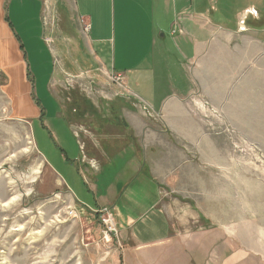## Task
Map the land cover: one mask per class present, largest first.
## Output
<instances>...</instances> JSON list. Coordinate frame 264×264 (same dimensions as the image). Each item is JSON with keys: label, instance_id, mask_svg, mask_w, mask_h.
I'll use <instances>...</instances> for the list:
<instances>
[{"label": "rangeland", "instance_id": "374dc122", "mask_svg": "<svg viewBox=\"0 0 264 264\" xmlns=\"http://www.w3.org/2000/svg\"><path fill=\"white\" fill-rule=\"evenodd\" d=\"M58 13L61 29L75 37L74 13ZM241 21L238 30L246 33ZM66 71L64 86L56 89L59 103L47 98L44 87L45 96L39 93L49 119L19 125L18 141L1 140L0 264H264V51L231 75L228 89L188 98L199 103L193 110L198 120L178 124L177 131L138 101L145 97L143 77L137 79L141 89L133 91L131 84L130 92L104 70L79 75L69 64ZM166 93L164 87L159 91ZM123 96L135 108L123 110ZM115 102L129 120L124 125L133 127L129 135L136 149L143 148L165 190L164 205L173 217L169 240L136 254L118 231L107 234L100 223L104 209L95 211L93 180L80 162L82 131L125 130L111 125L115 118L104 107ZM56 110L64 117L54 119ZM104 114L110 123L101 122ZM14 125L9 124L8 135L15 133ZM120 158L105 165L104 178L94 177L99 186L121 167ZM43 161L69 183L71 193ZM73 198L95 210H85Z\"/></svg>", "mask_w": 264, "mask_h": 264}, {"label": "crops", "instance_id": "0c3cea01", "mask_svg": "<svg viewBox=\"0 0 264 264\" xmlns=\"http://www.w3.org/2000/svg\"><path fill=\"white\" fill-rule=\"evenodd\" d=\"M59 9L76 16L75 37L61 29L65 25ZM241 20L246 21L242 24L246 33L238 30ZM81 22L88 24V33L82 34ZM259 51H264V0H0V143L7 138L18 141L22 124L49 119L39 93L45 96V88L47 98L59 103L56 91L71 72L66 71L69 64L79 75L104 70L121 76L130 92L131 84L133 91L141 89L137 79L143 77L145 97L138 101L177 131L178 124L198 120L193 110L199 103L188 98L202 91H209L206 97H210L212 90L228 89L231 75L240 73ZM163 87L167 93L162 96ZM118 102L104 107L115 118L111 125L126 131H82L78 143L80 162L93 180L96 210L73 199L91 212L108 210L120 239L136 254L167 242L173 217L143 148L136 149L129 135L133 127L128 130L124 125V119L129 120ZM122 105L123 110L131 106L125 101ZM104 115L101 122L110 123ZM59 116L64 114L56 110L52 117ZM9 124H16L11 135ZM115 156H121V167L114 168L107 177L110 181L99 186L105 165ZM43 163L71 193L69 183Z\"/></svg>", "mask_w": 264, "mask_h": 264}, {"label": "built area", "instance_id": "2783aa9c", "mask_svg": "<svg viewBox=\"0 0 264 264\" xmlns=\"http://www.w3.org/2000/svg\"><path fill=\"white\" fill-rule=\"evenodd\" d=\"M81 25H82V27H83V30H84V33L86 34V33H88V31H89V26H88V24H86L85 22H81ZM115 80L116 81H121V80H123L122 79V77L121 76H117L116 78H115ZM94 166H96L95 164L94 165H92V167H94ZM71 215H74V213L73 212H70V216ZM100 220H101V224H102V226L103 227H105L106 228V232H107V234H110V235H114V234H116L117 232V228L115 227V224H114V222H113V220H112V217H111V215H110V213L108 212V210H104L103 212H101V215H100Z\"/></svg>", "mask_w": 264, "mask_h": 264}, {"label": "bare ground", "instance_id": "6f19581e", "mask_svg": "<svg viewBox=\"0 0 264 264\" xmlns=\"http://www.w3.org/2000/svg\"><path fill=\"white\" fill-rule=\"evenodd\" d=\"M238 8V7H237ZM227 79V78H226ZM124 97V96H123ZM118 98V97H117ZM130 102V101H129ZM106 103V102H105ZM104 104V103H103ZM112 104V103H111ZM125 104V103H124ZM127 104V103H126ZM134 104V103H133ZM147 104V103H146ZM76 105V104H75ZM99 106V105H98ZM133 106V105H132ZM113 107V106H112ZM101 108V107H100ZM122 108H123V105H122ZM131 108V106H130ZM127 109V108H126ZM104 111V110H103ZM115 115V114H114ZM118 115V114H117ZM8 116V115H7ZM119 119V118H118ZM4 124V123H3ZM6 147V146H5ZM31 150V149H30ZM14 182V181H13ZM19 191V190H18ZM4 193V192H3ZM12 206V205H11Z\"/></svg>", "mask_w": 264, "mask_h": 264}]
</instances>
